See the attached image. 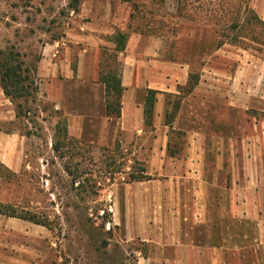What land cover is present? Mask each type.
<instances>
[{
	"label": "rangeland",
	"instance_id": "1",
	"mask_svg": "<svg viewBox=\"0 0 264 264\" xmlns=\"http://www.w3.org/2000/svg\"><path fill=\"white\" fill-rule=\"evenodd\" d=\"M83 2L112 4L129 37L158 39L161 58L177 74L188 69V82L166 95L169 129L120 131L118 148L64 137L66 118L37 92L22 117L1 123L4 159L18 151L14 163L0 161V203L48 225L0 215V264H139L144 243L123 241L112 212L113 189L133 167L167 178L191 170L189 157H198L228 189L246 188L248 169L264 172V101L249 98L253 87L239 76L248 62L264 59L263 0H0V50L14 47L38 70L43 47L82 21ZM103 55L104 72L121 70L110 52ZM191 75L204 85L191 89ZM232 89L238 96L230 104Z\"/></svg>",
	"mask_w": 264,
	"mask_h": 264
},
{
	"label": "crops",
	"instance_id": "2",
	"mask_svg": "<svg viewBox=\"0 0 264 264\" xmlns=\"http://www.w3.org/2000/svg\"><path fill=\"white\" fill-rule=\"evenodd\" d=\"M107 8L83 2L82 21L61 40L43 47L37 93L63 114L69 135L111 147L120 131L169 129L166 95L188 82L189 71L179 68L181 74H177L175 65L161 58L154 37L134 34L125 50L117 52L116 43L107 37L123 30L120 12L113 13L112 4ZM259 11L264 21V0ZM104 50L117 52L121 64L124 91L119 118L106 114V86L101 80ZM240 74L253 87L249 98L264 101V59L248 62ZM203 82L201 78L197 86ZM149 89L159 91L153 125L145 124ZM226 95L230 104L238 96L233 89ZM11 105L0 82V124L16 119ZM11 150L9 159H4L5 149L0 151L1 162L17 160L18 149ZM198 160L189 157L191 170L183 174L114 187L113 223L121 239L144 243L146 254L139 264H264V172L248 169L246 188L228 189L222 174L218 178ZM255 160L248 159V163L256 164Z\"/></svg>",
	"mask_w": 264,
	"mask_h": 264
},
{
	"label": "trees",
	"instance_id": "3",
	"mask_svg": "<svg viewBox=\"0 0 264 264\" xmlns=\"http://www.w3.org/2000/svg\"><path fill=\"white\" fill-rule=\"evenodd\" d=\"M250 12V11H249ZM258 22L264 28V21ZM130 34L123 31H117L110 37V40L116 43L115 50L117 52L125 50ZM117 52L110 54L116 62ZM25 55L20 51L14 49V47H7L5 50H0V82L5 95L15 105L16 118H20L25 114L27 99L29 96H33L37 92V88L34 87L35 81L32 80L31 72L37 70L36 67L29 66L24 61ZM118 62V61H117ZM101 80L106 86V114L109 118H119L121 115L122 107V95L124 87L122 86L121 70L116 67L109 68L108 71H101ZM194 75L190 76L189 83L191 89H194L199 83V79L193 80ZM159 91L149 89L146 96L144 105L145 124L153 125L155 105L157 102V94ZM24 99V103L21 100ZM167 117L169 115L167 114ZM66 122V121H65ZM63 135L68 137L67 125L64 126ZM119 142L117 141L115 148H118ZM58 144L55 146V150H59ZM106 150H109L106 148ZM127 174L126 183L146 181L152 179L148 175L146 167L140 166L138 168H131ZM111 178L114 177V172L111 174ZM0 215H5L10 218H20L28 220L36 224L48 225L46 219L38 218L35 214L29 212H19L15 206L11 204L0 203Z\"/></svg>",
	"mask_w": 264,
	"mask_h": 264
}]
</instances>
